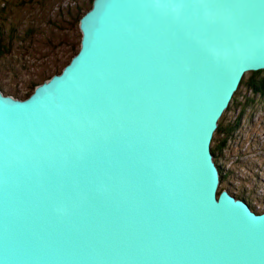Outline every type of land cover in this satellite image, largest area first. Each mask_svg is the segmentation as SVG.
I'll use <instances>...</instances> for the list:
<instances>
[{
  "label": "water",
  "instance_id": "1",
  "mask_svg": "<svg viewBox=\"0 0 264 264\" xmlns=\"http://www.w3.org/2000/svg\"><path fill=\"white\" fill-rule=\"evenodd\" d=\"M78 48L0 91V264H264V211L210 152L264 70V0H91Z\"/></svg>",
  "mask_w": 264,
  "mask_h": 264
},
{
  "label": "rangeland",
  "instance_id": "2",
  "mask_svg": "<svg viewBox=\"0 0 264 264\" xmlns=\"http://www.w3.org/2000/svg\"><path fill=\"white\" fill-rule=\"evenodd\" d=\"M88 5L89 0H0V91L3 94L22 95L31 84L62 67L77 48L76 20ZM249 76V72L243 75L242 84L222 113L220 125L228 127L236 114L242 117L252 114L241 120L239 126L247 125L246 120L252 117V137L259 146L252 150L248 145V150L241 149L240 157H234L227 153L225 142L217 159L226 177L218 189L246 197L252 210L259 213L264 210V95L254 97L248 93ZM257 76L264 77V72ZM245 99L252 104L245 107ZM217 136L220 138L222 134ZM229 171L234 172V178L228 176Z\"/></svg>",
  "mask_w": 264,
  "mask_h": 264
},
{
  "label": "trees",
  "instance_id": "3",
  "mask_svg": "<svg viewBox=\"0 0 264 264\" xmlns=\"http://www.w3.org/2000/svg\"><path fill=\"white\" fill-rule=\"evenodd\" d=\"M90 2H91V0H89V5H88L87 9H88L89 6H90ZM2 4H3V3H2ZM87 9H85V10H84V11L78 16V18H77V20H76V23H77L79 17H80V16H81V15H82ZM0 35L2 36V33H0ZM8 45H10V43H9ZM2 47H4V46H2ZM4 48H5V47H4ZM77 48H78V45H77ZM77 48L74 49V51H73L72 54L69 56V58L66 60V62L62 65V67H63V66L69 61L70 57H71L74 53H76ZM62 67H61V68H62ZM61 68H60L59 70H57L56 72L51 73V74L48 75L47 77L41 79L40 81L31 84L30 87H29V90H28L26 93H24V94H22V95L19 94V93H14V96H15V97H18L19 99H24V98H26V97L32 92V89H33V87H34L35 85H37V84L41 83L43 80L49 78L52 74L59 73L60 70H61ZM261 72H264V70L256 71V72H249L250 76H249V78L247 79V82H246V86H247V88L250 89V90L252 91V93L255 94V95H257V96H259V95L263 96V95H264V77H263V76H262V77H258V76H257V75L260 74ZM242 78H243V77H242ZM240 84H242V79L240 80L239 85H240ZM232 97H233V96H232ZM231 100H233V99L231 98ZM231 100H230V102H231ZM221 116H222V115H221ZM220 119H221V117H220ZM220 119L218 120L217 128H216V130L214 131V133H213V135H212V138H211V142H210V152H211V154H212L213 161H214L215 165H216L217 168H218L219 175H220V183H221V182H223L224 178L226 177V173L222 172V166L219 165V162H218V159H217V158H218V155L220 154L221 149H222V148L224 147V145H225V142H226V136H227V133H228V131H229V126H228V127L226 126L225 128L222 127V126L220 125ZM219 133L222 134V137H220V138H218V136H217ZM228 176H229V173H228ZM221 189H222V188H221ZM221 189H220V190H221ZM235 197H236V196H235ZM240 198H243L244 200H246L247 202H249L248 199H247L246 197H242V196H241ZM249 206H250V205H249ZM250 208L252 209L251 206H250ZM263 208H264V207H263ZM263 211H264V210H263ZM263 211H261V212H263ZM259 213H260V212H259Z\"/></svg>",
  "mask_w": 264,
  "mask_h": 264
},
{
  "label": "flooded vegetation",
  "instance_id": "4",
  "mask_svg": "<svg viewBox=\"0 0 264 264\" xmlns=\"http://www.w3.org/2000/svg\"><path fill=\"white\" fill-rule=\"evenodd\" d=\"M247 91H248V93H250L254 97L257 96L255 94H253L250 89H247ZM257 97H261V95H259ZM247 104H249L248 106H250L252 104V102L250 100L246 101V99H245L243 105L246 107ZM250 115H252V114H250ZM250 115L242 117L241 114L240 115L236 114L232 118V120L229 121V125H228L229 131H228L227 136H226V142H227L226 143V151L231 156H234V157L239 156L240 157V155L242 153L241 149L244 151L247 148V150H248V145L250 146V148L252 150L254 149L255 146H259L258 143L256 142V139L254 137H252L253 131H254L252 117H251V120H246L247 125H245L241 128L239 126L241 120L245 119L246 117L250 118ZM244 128H245V132L243 133L242 131L244 130ZM242 133L245 134V136L243 138H242ZM247 134H249L248 140L246 138ZM241 146H242V148H241ZM229 174L232 178H234V172L233 171H229ZM238 198H240V197H238ZM241 199L249 206V204L246 200H244L243 198H241Z\"/></svg>",
  "mask_w": 264,
  "mask_h": 264
}]
</instances>
